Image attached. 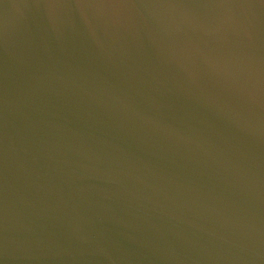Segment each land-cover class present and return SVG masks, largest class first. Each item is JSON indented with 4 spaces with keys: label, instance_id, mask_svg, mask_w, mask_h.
Listing matches in <instances>:
<instances>
[{
    "label": "water",
    "instance_id": "obj_1",
    "mask_svg": "<svg viewBox=\"0 0 264 264\" xmlns=\"http://www.w3.org/2000/svg\"><path fill=\"white\" fill-rule=\"evenodd\" d=\"M0 264H264V0H0Z\"/></svg>",
    "mask_w": 264,
    "mask_h": 264
}]
</instances>
